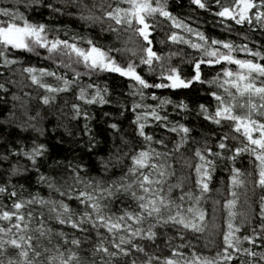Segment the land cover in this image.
Masks as SVG:
<instances>
[{"label":"snow or ice","instance_id":"6c2138e0","mask_svg":"<svg viewBox=\"0 0 264 264\" xmlns=\"http://www.w3.org/2000/svg\"><path fill=\"white\" fill-rule=\"evenodd\" d=\"M31 4L50 9L53 14L62 13V8L55 7L51 0H30ZM188 6L213 14L228 31L245 24L264 30V0H190ZM93 7H98L102 15L96 16L88 9L89 14L81 13L79 18L93 23L107 19L109 31L117 38L121 31L130 32L129 40L113 48L98 45L79 33L62 39L57 34L59 27L30 21L15 7H0V64L7 71L22 63L14 58L15 50L38 56V49L45 51L46 59L55 67L29 64L23 72L33 85L44 90L40 97L44 104L57 94H70L74 98L73 119L84 117L83 131L89 133V106L106 105L110 100L106 83L101 86L85 78L101 73L128 78V102L121 104V115L130 111L132 135L140 143L129 147L130 142L120 135V125L112 123L110 128L119 135L120 146L114 144L116 150L110 149L107 159L97 157L101 169L97 175H92V167L82 159L76 158L75 163L67 158L55 159L48 146L37 140L28 147L12 149L17 164L7 170L5 182L0 183V195L11 200L10 205L0 200V264H264V244L260 250L245 246V242L254 246L257 237L264 242V197L259 206L260 231L252 228L251 234H240L245 221L237 223L239 197L235 190L224 203L226 221L218 233L222 239L214 255L195 250L186 254L180 250L183 245H172V237L166 241L170 255L163 259L146 251L153 245L159 247L156 241L166 229L205 232L207 211L201 201L211 191L209 184L218 160L231 161L229 178L236 189L245 183L241 178L245 173L235 166L236 162L248 154L258 173L256 182L264 189V45L250 47L206 34L177 16L168 0H100ZM157 17L167 20L170 27L165 39L158 41L154 36ZM154 41L159 45L170 41L169 48L184 45L194 52L185 58L182 50L164 52L154 48ZM130 43L139 46L129 47ZM241 52L246 58L239 57ZM175 56L181 57L178 64L172 63ZM0 89H5L4 83H0ZM156 90L173 95L203 91L209 102L197 104L194 111L213 129L208 135L215 137V143L210 145L205 140L203 147L199 146L195 126L170 119L172 113H188L189 104L163 92L158 95ZM149 98L151 103L147 102ZM169 106L172 113L166 111ZM149 125L155 127L149 129ZM164 130L178 138L171 140ZM38 131L43 135L42 129ZM94 139L89 135L86 146L95 149ZM166 139L172 144L167 151L152 147L155 143L167 148ZM189 141L196 145L194 157L199 161L195 164L198 196L183 191V178L177 177L168 163ZM122 147L128 150L122 152ZM22 158L28 159L30 168L19 164ZM124 158L129 160L126 170L121 168L119 175L106 178L104 173L109 172L113 160L120 163ZM8 160L9 156H0V163ZM22 170L35 171L36 182L46 186L47 197L39 191L28 192L26 197L24 185L11 184V176ZM173 189H181L180 194L173 197ZM215 227L219 229L220 225Z\"/></svg>","mask_w":264,"mask_h":264},{"label":"trees","instance_id":"16d2710c","mask_svg":"<svg viewBox=\"0 0 264 264\" xmlns=\"http://www.w3.org/2000/svg\"><path fill=\"white\" fill-rule=\"evenodd\" d=\"M47 2V0H46ZM55 7H61L62 13L53 14L50 9H45L43 6L31 4L30 0H0V7H15L19 12L30 21H41L51 24L53 27H59L61 31L57 33L62 39L68 38L73 34L79 33L87 35L94 39L98 45L105 47L119 48L124 41H128L131 35L130 32L121 31L118 35L109 31V22L107 19L97 20L95 23L81 20L80 14L88 15V9L96 16H101L102 13L98 7H93L94 4H99L100 0H51ZM108 0H105L107 3ZM190 0H168L170 9L177 15L186 18L187 22L193 27H199L206 34L214 36L219 39H231L237 44L246 43L249 46L260 47L264 45V30H260L255 25H240L235 26V30L228 31L219 23V19L213 14L205 10L194 11L189 8ZM87 5V9L83 7ZM157 31L154 33L156 40L165 39V34L170 32L169 22L163 18L157 17ZM67 31V35H65ZM52 34L50 33V36ZM248 39L245 40L244 36ZM136 40L135 37L132 38ZM170 41H166L165 45H159L154 41V48L162 49L164 52L171 50L177 52L182 50V54L187 57L192 54L194 50L187 46L180 45L179 47L172 46ZM139 46L138 44L130 43L129 47ZM264 51V49H261ZM40 54L26 53L23 50H15V57L19 58L22 63L11 66L9 70H5L0 64V83L5 84V89H0V156H9L8 161L0 163V183L5 182L7 178V170L12 165L17 164L16 153L12 149L18 146L28 147L32 140H37L38 143H45L52 157L63 160L67 158L74 163L76 158L82 159L86 166L92 167V175H97L101 172L98 156H103L105 159L109 156V150L115 152L114 144L119 147L120 139L115 130L110 128L112 123L120 125V135H123L130 143L129 147H136L140 143L139 140L133 137L132 127L130 126L131 116L130 111H124L121 115V104L128 102V78H120L118 74L114 76H105L99 74L98 77L85 78L87 82L96 80L101 86L106 83L109 89L110 103L106 105L89 106L92 119L87 121L91 128V133L83 131L85 118L77 117L73 119L71 104L74 98L68 94H57L54 100L49 104H44L40 98L44 94V90L32 84L27 74L23 72V68L29 64L36 67H47L52 65V61L46 59L47 53L42 50H37ZM240 58H246L245 53H239ZM179 56L172 59L173 64H178ZM250 58V57H248ZM117 59H121L117 55ZM264 62V61H261ZM138 63V59H137ZM139 70V69H138ZM235 70V66H233ZM216 71H219L217 68ZM209 75H214L209 73ZM207 78V77H206ZM15 81V83H12ZM51 82V81H49ZM207 87V86H205ZM157 94H161L163 90H156ZM164 95H170L172 99H183L189 104V112L184 116L177 113H172V108L169 106L166 111L172 113L170 119H178L182 123H187L189 127L195 126V139L199 146L203 147L204 141L208 140L209 144L215 143V137H209L208 133L213 130L209 125L204 123L203 117H198L196 111L197 104L208 103V98L201 91L197 93L185 92L179 95H173L169 92H163ZM130 99V98H129ZM151 103V99L147 101ZM184 112V110H179ZM104 113L109 115L105 116ZM210 123V122H209ZM149 129L154 128L155 125H149ZM43 130V135L38 130ZM67 129V130H66ZM69 131L71 135H69ZM165 131V135H169L171 140H176L178 137ZM89 135H94L95 149L87 147ZM156 138H160V130H157ZM98 142V143H97ZM235 143V142H234ZM167 148L158 144H153L152 147L158 151H167L172 147L169 140H165ZM195 144L189 141L187 145L182 147L175 158L168 161V163L175 169L176 176L183 178V191H191L194 195H199V188L196 186L195 164L198 159L194 157ZM147 147V145H145ZM128 147H122L121 151H127ZM11 152V154H10ZM89 153L91 155H89ZM159 160V158H157ZM51 163V160H49ZM129 163L128 158H124L120 163L113 160V166L108 173H104L108 179L114 178L120 174L121 168H125ZM19 164L30 168V163L27 158L19 160ZM191 165L189 167L188 165ZM236 167L241 168L245 173L242 179L245 183L236 189L231 187L230 182V168L231 161L224 159L217 161L216 171L212 174V181L209 184L211 189L206 194L205 199L201 201V206L207 211L208 226L203 233L193 232L192 230H184L179 232L176 229H166L164 236L156 241L159 245L157 248L153 245L146 248V251L160 256L161 259L170 255V249L166 246V241L172 237L171 243L173 246L183 245L180 249L186 254H191L193 250L206 256L214 255L221 244V235L218 233L223 230L226 221V209L224 203L231 198V192L237 191L238 203L235 211L237 212V223L241 220L245 221V226L241 229L240 234H251V229L255 228L260 231L261 217L260 203L261 198L264 197V189H262L256 182L258 173L254 167V160L248 154H244L238 158ZM44 171V169H41ZM83 169L81 174L83 175ZM37 174L35 171L24 172L23 170L18 175L11 176L12 185H24V195L27 197L28 192L39 191L40 195L47 197L48 191L46 186L36 182ZM171 183H176V180L170 178ZM13 190L9 187V191ZM20 191L19 188L15 189ZM181 189H173L172 196L176 197L180 194ZM30 198V197H28ZM59 198V197H57ZM0 200L5 204H11V200L6 195H0ZM188 200H185L187 206ZM35 207H39L36 205ZM215 209V211H213ZM215 225H220L216 228ZM256 244L250 245L245 242L246 247H254L255 250H260L262 242L259 237L256 238ZM215 245V246H214Z\"/></svg>","mask_w":264,"mask_h":264}]
</instances>
